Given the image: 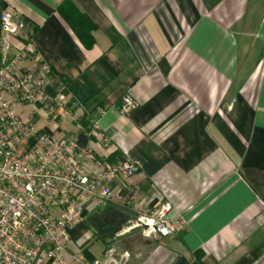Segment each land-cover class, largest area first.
<instances>
[{"label": "crops", "instance_id": "obj_1", "mask_svg": "<svg viewBox=\"0 0 264 264\" xmlns=\"http://www.w3.org/2000/svg\"><path fill=\"white\" fill-rule=\"evenodd\" d=\"M91 30L85 48L60 16ZM24 18L54 118L18 114L63 145L139 173L111 184L127 207L84 206L69 255L104 264H264V0H0ZM128 95L136 108L119 113ZM90 131V133H89ZM109 138L103 148L96 136ZM86 172H94L92 166ZM169 238L118 236L163 202ZM75 264V263H71Z\"/></svg>", "mask_w": 264, "mask_h": 264}, {"label": "built area", "instance_id": "obj_2", "mask_svg": "<svg viewBox=\"0 0 264 264\" xmlns=\"http://www.w3.org/2000/svg\"><path fill=\"white\" fill-rule=\"evenodd\" d=\"M47 74L24 18L0 5V264H87L81 254H68L70 231L81 224L84 206L124 208L133 200L111 191L113 182L139 173L127 160L110 164L90 148L63 145L47 133L25 156L17 154L18 146L36 135L19 109L39 106L47 117L57 115L56 102L45 94ZM135 108L125 95L118 111L128 116ZM96 139L103 148L111 145L101 134ZM87 166L94 172H86ZM171 210L167 201L154 211L141 210L118 236L138 232L146 240L172 237L177 228L168 218ZM106 256L104 264H126L129 258Z\"/></svg>", "mask_w": 264, "mask_h": 264}, {"label": "trees", "instance_id": "obj_3", "mask_svg": "<svg viewBox=\"0 0 264 264\" xmlns=\"http://www.w3.org/2000/svg\"><path fill=\"white\" fill-rule=\"evenodd\" d=\"M60 16L69 25L75 35H77L84 47L87 49L91 48L93 38L91 36V30H88L84 21L85 19L69 3H65L60 8Z\"/></svg>", "mask_w": 264, "mask_h": 264}, {"label": "rangeland", "instance_id": "obj_4", "mask_svg": "<svg viewBox=\"0 0 264 264\" xmlns=\"http://www.w3.org/2000/svg\"><path fill=\"white\" fill-rule=\"evenodd\" d=\"M26 108H28V107H26ZM31 147H32L31 142H26L24 144H21L17 148V154L20 156H25Z\"/></svg>", "mask_w": 264, "mask_h": 264}]
</instances>
